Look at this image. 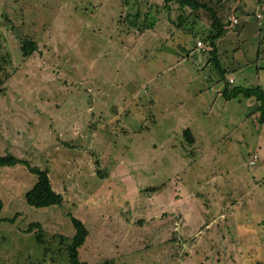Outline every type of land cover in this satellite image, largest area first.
I'll return each instance as SVG.
<instances>
[{
	"label": "rangeland",
	"instance_id": "rangeland-1",
	"mask_svg": "<svg viewBox=\"0 0 264 264\" xmlns=\"http://www.w3.org/2000/svg\"><path fill=\"white\" fill-rule=\"evenodd\" d=\"M131 2L0 0V154L47 169L63 196L30 206L35 175L0 167V218L15 217L0 221V264H68L71 216L88 229L90 264H264L258 102L222 95L206 10ZM137 7L158 8L153 31L123 22ZM245 17L215 40L238 86L264 79V33ZM25 36L37 44L27 58Z\"/></svg>",
	"mask_w": 264,
	"mask_h": 264
},
{
	"label": "trees",
	"instance_id": "trees-1",
	"mask_svg": "<svg viewBox=\"0 0 264 264\" xmlns=\"http://www.w3.org/2000/svg\"><path fill=\"white\" fill-rule=\"evenodd\" d=\"M130 1L136 3L137 6L139 0H120V5H128ZM142 1V0H140ZM164 5L170 4L172 2L177 3L180 6L188 7L191 11L198 9H204L209 13L211 19L212 30L208 32L207 39L210 41L212 46V60L215 68L219 71V61L216 57V47L215 40L221 35L223 28L220 22V18L217 16L216 11L211 6L207 5L201 0H162ZM131 2V3H133ZM122 5V7H123ZM139 18H143L142 24L139 27L142 29H147L153 31L155 29L156 23L159 21L158 8H146L142 13L136 8L134 13L127 14L125 16L124 23L128 24L130 28L138 25ZM37 49L36 41L30 37H24L21 41L20 51L24 58L31 56ZM5 61V60H4ZM2 62H0L1 64ZM3 83V78L0 76V87ZM223 96L226 99L235 98L239 95L245 98H253L258 102V106L255 109V120L259 124L264 125V89L260 86H252L248 88L244 87H233L228 89L225 87L222 91ZM188 134V141L191 142V133L188 129L185 130ZM24 165L30 173L35 175V182L32 183L31 187L24 192V199L26 203L30 206L36 208L51 207L61 205L63 201V196L61 193L57 192L53 187L51 180L49 178L48 170L41 168L37 165H31L29 160L17 157L16 154L11 152H6L0 154V167H11L15 165ZM154 189V188H153ZM2 201L0 200V209L2 207ZM1 220L13 222L15 217H4ZM71 222L75 229L74 235L71 237L68 245H66V259L68 264H90L87 260L82 259L80 256V247L85 243L88 236V229L86 228L83 221L77 217L71 216ZM36 226L38 231L42 230L40 222H32L29 224L27 231H31L33 227ZM40 241V240H39Z\"/></svg>",
	"mask_w": 264,
	"mask_h": 264
},
{
	"label": "crops",
	"instance_id": "crops-1",
	"mask_svg": "<svg viewBox=\"0 0 264 264\" xmlns=\"http://www.w3.org/2000/svg\"><path fill=\"white\" fill-rule=\"evenodd\" d=\"M211 1L214 2L213 8L216 11L217 16L220 18V22L222 24L223 31L230 29V28H235V27H231V26H234L235 24L238 23V21L240 20V16H247L244 18V20L248 21L251 19L255 23L256 27L260 30V32L264 33V21L260 22L259 20H257L258 14H260L261 17L264 16V0H254L253 6L250 8L251 14L245 12L247 7L245 6V2L243 0H211ZM221 10H223L224 13H222ZM223 18H226V20L228 18H235L237 20V22L234 24L231 22L229 23L228 21H226ZM207 24H208V26L206 28L204 25V30L209 32L212 30L211 19H210L209 23H207ZM208 27H209V29H208ZM215 47H216V43H215ZM212 50H213L212 47H210L209 52L207 51L208 62L213 61L212 56H211ZM216 53H217V51H216ZM217 73L223 80H225L224 88L227 87L228 89H231L233 87L248 88V87H252V86H260V87L262 86V88L264 89V87H263L264 79L261 78V71L257 72L259 83L257 82L258 83L257 85H250V86H238V85H236L237 78L231 72L229 73L228 69L221 68L220 62H219V71ZM227 74H229V75H227ZM252 78H254V76ZM206 79H207V82H209V80L211 79V72L210 71L208 72V77ZM161 93L162 92H160V94L157 93L156 94V100H153V101L151 100L150 103H155V104H157L158 102L160 103L161 100H159V97H161ZM134 95L135 94L132 93V97ZM222 95H223V93H222ZM239 96H241V95H239ZM121 107H122L121 109H123L125 107V105L123 106V104H121ZM108 112H110V111H108ZM253 113L255 115V110ZM118 114H120V113H118ZM151 117L154 120L155 116L151 115ZM115 120H116V118H115ZM186 129H188V128H186ZM188 130L190 131V129H188ZM254 156H256V158H257L258 157L257 153L249 155L248 158L249 157L250 158L247 159L246 162H249L250 159L253 160Z\"/></svg>",
	"mask_w": 264,
	"mask_h": 264
},
{
	"label": "built area",
	"instance_id": "built-area-1",
	"mask_svg": "<svg viewBox=\"0 0 264 264\" xmlns=\"http://www.w3.org/2000/svg\"><path fill=\"white\" fill-rule=\"evenodd\" d=\"M257 18H261V15L258 14V15H257ZM197 45H198L199 47H201V46H202V42H201V41H198V42H197ZM255 160H256V156H254L253 160H251L250 162H251V163H252V162H255Z\"/></svg>",
	"mask_w": 264,
	"mask_h": 264
}]
</instances>
